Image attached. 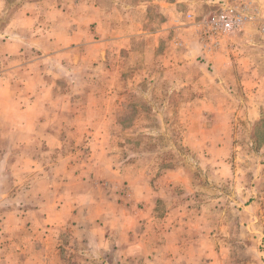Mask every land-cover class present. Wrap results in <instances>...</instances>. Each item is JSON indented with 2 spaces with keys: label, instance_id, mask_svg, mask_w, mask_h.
Masks as SVG:
<instances>
[{
  "label": "rangeland",
  "instance_id": "374dc122",
  "mask_svg": "<svg viewBox=\"0 0 264 264\" xmlns=\"http://www.w3.org/2000/svg\"><path fill=\"white\" fill-rule=\"evenodd\" d=\"M120 1L0 7V264H148L101 241L153 218L197 226L201 264H264V39L194 26L264 0H152L103 37L91 5ZM32 2L41 40L5 53Z\"/></svg>",
  "mask_w": 264,
  "mask_h": 264
},
{
  "label": "crops",
  "instance_id": "0c3cea01",
  "mask_svg": "<svg viewBox=\"0 0 264 264\" xmlns=\"http://www.w3.org/2000/svg\"><path fill=\"white\" fill-rule=\"evenodd\" d=\"M8 1L9 0H0V7L5 9ZM139 1L140 2L136 5L126 3V1H120V3L114 2L112 4L117 7L112 5L111 11L107 9L104 10L105 8L102 6V4H98L96 8L95 5L92 4L91 7H94L96 12L95 14L98 17V19L94 21L97 23V31L101 30L104 35L103 37L110 35L112 25L120 23L116 22V18L121 19V17L126 18L125 25H128L129 23V29H131L133 21L132 19L136 16L139 8L142 7L145 10H150V8L153 6L152 0ZM181 1L184 0H177V2ZM37 5L38 2H32L31 5L28 6L27 10H24V8L18 9V13L15 14V20L12 24L14 25L15 31L21 35L10 36L9 39H6L5 43L7 50L5 53L15 54L17 51H21V49L24 47L23 44H25V41L28 44L29 40H41L40 36H35L38 27L41 25L40 11L35 10ZM83 5L84 4H82V6ZM30 7H32V10ZM119 9L123 10L122 14L119 13ZM149 14H151V11ZM22 27H25V29H22ZM24 34L26 37H30V39L25 40ZM103 37L101 38V42H103L102 45L105 44ZM124 37L126 36H122L121 38ZM156 220L158 222H156ZM151 221V223H154V225H148V235L143 234V231L136 235V233L132 231V227L135 224L130 223L129 225L126 224L121 227L122 229H118L116 232L114 231L112 235L117 236H105L101 242L103 243L105 241L104 244L108 245L107 249H111L114 256L121 257L122 255L130 261L136 260V257H138L140 261L142 259H148V264H201L198 245L195 244V238H193V234L196 233L197 226L187 222H177V224H173V221L167 218H153ZM142 225L145 226L144 223ZM185 233L188 234V241H185V238L181 236ZM196 234L198 235V233ZM178 237H182L184 240L182 241ZM171 240L173 243H171ZM185 245L191 249L189 251L190 253L187 252L186 254L183 253V255H181V253L184 252L183 249ZM122 261L124 262V260Z\"/></svg>",
  "mask_w": 264,
  "mask_h": 264
},
{
  "label": "built area",
  "instance_id": "2783aa9c",
  "mask_svg": "<svg viewBox=\"0 0 264 264\" xmlns=\"http://www.w3.org/2000/svg\"><path fill=\"white\" fill-rule=\"evenodd\" d=\"M238 8L223 4L204 20H194V26L200 36L214 46L243 33L248 25L256 26L264 39V10L249 12L246 8Z\"/></svg>",
  "mask_w": 264,
  "mask_h": 264
}]
</instances>
